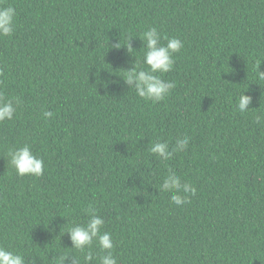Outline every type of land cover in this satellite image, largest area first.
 <instances>
[{
    "label": "trees",
    "instance_id": "trees-1",
    "mask_svg": "<svg viewBox=\"0 0 264 264\" xmlns=\"http://www.w3.org/2000/svg\"><path fill=\"white\" fill-rule=\"evenodd\" d=\"M0 6L17 13L15 33L0 38V92L21 101L0 123V245L54 264L70 247L63 230L92 206L118 264H264V124L255 123L264 81L254 68L260 59L264 71V0ZM149 27L184 44L162 77L176 87L156 104L119 77L142 61L135 37ZM128 35L131 54L113 47ZM242 92L252 96L244 114ZM183 136L187 149L170 160L147 151L158 138L171 149ZM24 144L44 160L39 178L18 177L8 163V149ZM169 168L195 186L191 203L158 192Z\"/></svg>",
    "mask_w": 264,
    "mask_h": 264
},
{
    "label": "clouds",
    "instance_id": "clouds-1",
    "mask_svg": "<svg viewBox=\"0 0 264 264\" xmlns=\"http://www.w3.org/2000/svg\"><path fill=\"white\" fill-rule=\"evenodd\" d=\"M2 4L3 0H0V5ZM16 16L14 7L0 6V38L11 37L15 33ZM133 38L132 35H128L124 45L118 42L113 47L119 49L124 46L131 54L134 51L130 43ZM135 38L142 42V61H137L134 57L132 66L123 70L119 77L142 100L153 104L159 103L176 87L174 81L162 77L174 70L175 54L181 51L184 44L176 37L162 35L156 27H149ZM261 62L262 60L257 59L254 63L255 76L257 80L264 81V71L258 70ZM244 92L239 95L236 102V110L241 114L249 111V105L252 103V96L245 95ZM20 104L19 98L9 99L0 92V123L11 121ZM42 115L47 120L53 116V113L43 111ZM255 123L264 124V117L256 115ZM189 141L188 136L177 138L174 147L170 149L168 141L158 138L150 144L147 151L150 155L167 161L174 154L184 152ZM7 155L8 163L18 177L39 178L44 174V160L35 155L28 144L8 149ZM157 190L169 194L170 203L176 206L191 203V197L196 195L195 186L189 181L182 182L181 176L171 168L168 169ZM83 212L87 216L86 221L73 222L63 232L60 229L61 235L68 234L70 247L58 251L54 264H118L117 257L113 254L115 244L112 233L104 230V218L98 215L97 210L92 206L86 207ZM94 248L98 251H94ZM0 264H35V259L27 253L15 249L9 250L7 246L0 245Z\"/></svg>",
    "mask_w": 264,
    "mask_h": 264
}]
</instances>
